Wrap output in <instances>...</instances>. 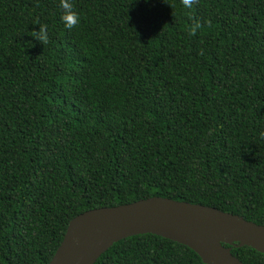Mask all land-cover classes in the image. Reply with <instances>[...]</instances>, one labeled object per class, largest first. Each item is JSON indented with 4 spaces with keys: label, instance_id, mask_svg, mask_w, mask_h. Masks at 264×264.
<instances>
[{
    "label": "trees",
    "instance_id": "trees-1",
    "mask_svg": "<svg viewBox=\"0 0 264 264\" xmlns=\"http://www.w3.org/2000/svg\"><path fill=\"white\" fill-rule=\"evenodd\" d=\"M71 3L68 30L59 0H0V264H49L79 214L151 197L264 226V0ZM95 264L205 263L140 234Z\"/></svg>",
    "mask_w": 264,
    "mask_h": 264
},
{
    "label": "water",
    "instance_id": "water-1",
    "mask_svg": "<svg viewBox=\"0 0 264 264\" xmlns=\"http://www.w3.org/2000/svg\"><path fill=\"white\" fill-rule=\"evenodd\" d=\"M140 234L185 245L205 264H244L232 254L234 244L264 254L263 225L206 205L151 197L79 214L49 264H95L114 243Z\"/></svg>",
    "mask_w": 264,
    "mask_h": 264
},
{
    "label": "clouds",
    "instance_id": "clouds-1",
    "mask_svg": "<svg viewBox=\"0 0 264 264\" xmlns=\"http://www.w3.org/2000/svg\"><path fill=\"white\" fill-rule=\"evenodd\" d=\"M198 0H180V3L184 9L191 10L197 4ZM59 7L62 10L60 14V21L63 23L64 27L68 30L73 29L80 22V14L74 10V6L71 0H59ZM199 27L197 22L194 28ZM32 35L37 41L41 42L43 45L48 44L49 34L47 26L44 24L39 25L38 31H33Z\"/></svg>",
    "mask_w": 264,
    "mask_h": 264
}]
</instances>
